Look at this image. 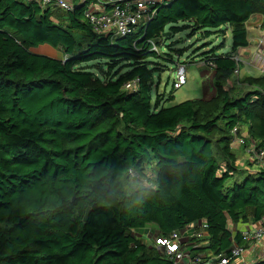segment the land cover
Returning <instances> with one entry per match:
<instances>
[{
  "label": "trees",
  "instance_id": "trees-1",
  "mask_svg": "<svg viewBox=\"0 0 264 264\" xmlns=\"http://www.w3.org/2000/svg\"><path fill=\"white\" fill-rule=\"evenodd\" d=\"M89 4L0 0V264H172L147 241L202 221L207 244L192 251L229 254L232 236L242 241L229 223L264 217V169L226 185L234 128L264 150V74L240 76L247 89L232 92L264 0H169L126 36L97 34ZM186 28L223 42L231 31L232 50L199 59L213 73L211 98L163 106L155 60L171 59L160 45ZM40 44L63 57L33 52ZM151 166L149 186L133 185Z\"/></svg>",
  "mask_w": 264,
  "mask_h": 264
},
{
  "label": "built area",
  "instance_id": "built-area-1",
  "mask_svg": "<svg viewBox=\"0 0 264 264\" xmlns=\"http://www.w3.org/2000/svg\"><path fill=\"white\" fill-rule=\"evenodd\" d=\"M43 7L51 6L65 11L74 10L79 4L90 2L86 17L88 18L93 30L101 35H117L126 36L129 34L140 35L146 28V23L155 13L154 7L157 4L168 2L169 0H36ZM111 8L108 9V6ZM154 49L156 46L154 44ZM243 55H237L238 62H242ZM247 63L255 68L264 71V35L258 41V44L253 54L246 57ZM244 62H246L244 60ZM202 65L205 63L201 62ZM212 66V63H209ZM240 73V67L235 70V75ZM187 83L186 64L179 62L176 65V77L173 81V89H179ZM125 88L136 89L137 81L125 83ZM238 129L232 130L233 139L245 146L246 151L252 156L253 160L259 167L264 169V150L258 149L256 142L248 141L244 137L239 136ZM134 175L133 170L130 171ZM264 220V217H262ZM195 228H193V226ZM207 229L206 221L193 222L186 227V233L189 237L198 238L207 235L199 232L203 228ZM190 230V231H189ZM241 242H237L232 236V245L229 254H220L218 256L211 253L197 251L194 253L193 249H199L200 244L189 245L183 241V233L181 231H174L169 236H155L153 238V245L162 248L165 255L170 257L172 264H252L250 259L246 256V251L250 249L251 245L262 243L264 240V227H246L241 230ZM193 240V241H196ZM148 240V239H146ZM199 246V247H198ZM264 257V252L262 253Z\"/></svg>",
  "mask_w": 264,
  "mask_h": 264
},
{
  "label": "rangeland",
  "instance_id": "rangeland-1",
  "mask_svg": "<svg viewBox=\"0 0 264 264\" xmlns=\"http://www.w3.org/2000/svg\"><path fill=\"white\" fill-rule=\"evenodd\" d=\"M255 18H253L252 22L254 23ZM182 23H179L178 26H182ZM191 28H186L178 32L174 37L172 38H165L160 45L161 50L164 53H168L165 55V57H171V59H164V58H158L155 61H158L157 63L154 64V67H157L159 71H154V78H153V86H152V96L153 100H156V98L159 96L161 99V105L163 106H171L178 104L184 100L188 99H195V98H204L209 97L212 94V91H209V88L211 86L210 83V76L207 75L208 77L204 79V75L202 70L208 71V74H210L211 69L205 67L202 65L201 62H199V59L202 56V53L205 51H209L214 47L219 46V53L221 52H230L232 50V33L231 31H228L226 36H225V42H223V37L220 35H215L211 34L208 37H202L201 32L197 31L195 34H190ZM264 35V31L260 34V36L257 39L256 45L252 51H250L249 55L251 56L258 44V41L261 39V37ZM222 42L224 43V46H221ZM167 44H171L170 46H167ZM32 51L35 53H40V54H46L51 57L60 59L63 57V52L59 48H55L49 44H40L36 47L32 48ZM248 52V51H245ZM244 51H241L243 56L241 57L243 60L246 59L249 55H246ZM238 53L237 55H242ZM177 61L180 62H185L186 64V73H187V83L184 84L181 88L179 89H173V81L176 77V63ZM98 64V61H93L89 62V65L95 66ZM246 69L249 70L250 74L253 76H259L261 75V72L264 74V71L262 70H257L252 67H246V65H241V70L240 73L243 74V72L246 71ZM205 73V72H204ZM240 73L236 75V77L232 78L234 83L236 81V88H233L232 92L236 95L238 92H242L243 90L247 89L246 85H243L242 83L240 84L237 82L239 80V77L241 76ZM238 78V79H237ZM212 80V79H211ZM241 82V81H240ZM205 84V86H204ZM170 95H173V98L170 99ZM251 142H253L251 140ZM243 149H245V146H242ZM246 151V149H245ZM246 153L249 155L251 160H253V155L251 156L247 151ZM253 162H255L253 160ZM256 163V162H255ZM257 164V163H256ZM258 165V164H257ZM260 166V165H259ZM146 175L143 179H139L134 183L136 187L138 186H149V182L147 178H151L154 176L155 171L153 166L148 168L146 170ZM248 174H253L250 171L247 170H235L233 171L232 175L230 178L227 180L226 185L227 186H232V184L236 182L242 181L244 177H246ZM134 181V180H133ZM249 223V222H248ZM231 225L230 228L233 227L231 230L233 232V235L235 234L234 232L239 233L241 230L245 229L246 227H264V220L261 218L260 220H252L250 222L249 226H245L240 229H235L234 225L229 223ZM196 225L193 226L195 228ZM190 231V230H189ZM199 232H202L207 235L203 237H198L197 241H193L192 237L184 236L185 239L183 241H186L187 244L192 245V244H200V241H203V245L207 244V237H208V231L205 228L200 230ZM147 244L149 246L153 245L152 240H148ZM264 242L261 243L262 247H260V252H264ZM199 247V246H198ZM202 247V244H200V249ZM200 252H203L201 250Z\"/></svg>",
  "mask_w": 264,
  "mask_h": 264
},
{
  "label": "crops",
  "instance_id": "crops-1",
  "mask_svg": "<svg viewBox=\"0 0 264 264\" xmlns=\"http://www.w3.org/2000/svg\"><path fill=\"white\" fill-rule=\"evenodd\" d=\"M253 18H255L254 23L252 22ZM247 29H248L249 45L247 47L239 48L237 54L238 53L242 54L241 51H244V52L248 51V52H245V53H246V55H249L250 54L249 52L254 49L258 37L264 31V17L261 14L252 15L251 18L247 21ZM245 61L246 62H244V60H242L241 65H246V67H248V68L252 67L254 69H257L254 66L249 65L247 63L246 59H245ZM257 70H259V69H257ZM202 72H203V75H204L205 82H206V79L208 78L206 76V73H207L208 76H210L209 79L211 81L213 73L210 72V74H208V71H206V70H202ZM245 74L246 75H251L248 69H246V71L243 72V74H240V75L242 76V75H245ZM261 74H263V73L261 72ZM209 91H212V94L209 97L205 96L204 98L209 99V98H211L213 96V94H214L213 87H212V89L210 87ZM244 132L246 133V131L242 128L240 130V133H244ZM242 146H243L242 144L236 142L232 138V142H231V145H230V153L232 154L230 163L235 166L236 170L237 169H239V170H247V171H250L251 173L257 172L259 166L255 162H253V160H251V158L249 157V155L246 153L245 149H243ZM220 163L223 166V168H225V167L227 168V166H226L227 162L225 160H222ZM233 171H235V170H233ZM250 222L249 223L248 222L239 223V224H235V225L233 223H231V224L234 225L235 229L236 228L240 229V228H243L245 226H249ZM149 226L152 227V228L155 227V225H153V224H151ZM229 227H231L230 224H229ZM230 229L232 230L233 227L230 228ZM186 235L187 234H185L184 236H186ZM188 237H189V235H188ZM262 242H264V240ZM260 247H262L261 243H257V244L251 245L250 249H248L246 251L247 258L252 260V262L257 261L258 259H263L264 257H262V253L260 252Z\"/></svg>",
  "mask_w": 264,
  "mask_h": 264
},
{
  "label": "water",
  "instance_id": "water-1",
  "mask_svg": "<svg viewBox=\"0 0 264 264\" xmlns=\"http://www.w3.org/2000/svg\"><path fill=\"white\" fill-rule=\"evenodd\" d=\"M89 210H90V209H87V211H86L85 218H84L85 221H86L87 218H88Z\"/></svg>",
  "mask_w": 264,
  "mask_h": 264
}]
</instances>
